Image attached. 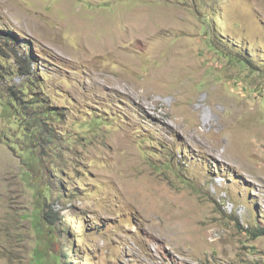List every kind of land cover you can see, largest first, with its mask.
Wrapping results in <instances>:
<instances>
[{
  "label": "rangeland",
  "instance_id": "rangeland-1",
  "mask_svg": "<svg viewBox=\"0 0 264 264\" xmlns=\"http://www.w3.org/2000/svg\"><path fill=\"white\" fill-rule=\"evenodd\" d=\"M258 229L264 0H0V264H264Z\"/></svg>",
  "mask_w": 264,
  "mask_h": 264
},
{
  "label": "trees",
  "instance_id": "trees-1",
  "mask_svg": "<svg viewBox=\"0 0 264 264\" xmlns=\"http://www.w3.org/2000/svg\"><path fill=\"white\" fill-rule=\"evenodd\" d=\"M21 67L23 69H28V68H24L25 65L21 64ZM34 205H36L35 210L33 211L32 215V221L33 223L36 225V231L37 232H44V226L45 224L48 225H54V223L56 222V219H58V217L55 218V213L54 210L52 208V205L49 203H46L44 200V196L42 195H38L37 198L34 201ZM253 236L258 237L261 235H264V230L263 229H258L255 232H252ZM41 244H44V238L41 239ZM41 255V253H39L37 255V259H40L39 262L40 264H49V263H45L42 261V258H40L39 256ZM49 255L48 252V248H47V254H45V256ZM53 261L51 262V264L54 262V264H60L57 260V256L53 254ZM47 258V257H46Z\"/></svg>",
  "mask_w": 264,
  "mask_h": 264
},
{
  "label": "bare ground",
  "instance_id": "bare-ground-1",
  "mask_svg": "<svg viewBox=\"0 0 264 264\" xmlns=\"http://www.w3.org/2000/svg\"><path fill=\"white\" fill-rule=\"evenodd\" d=\"M143 27H135V25H133L132 28H131L132 33L128 34L127 37H124V38H130V37L133 36V38H132L133 41H131L132 42V45L126 47L122 51H119L118 49L116 50L115 48H113L111 50H108L106 52V57L107 58H115V57H117L118 58V63L120 65H122V66L130 67V66L136 65V62H135V60L133 58H135L136 56H138V54L142 53V51L140 49V45L143 44V42L141 40H139L138 38L142 37L144 31L141 34H135V33H133V30L141 31L143 29ZM129 47H132V48H129ZM170 55L173 57V53H170ZM170 60H171V58H169L168 61H170ZM165 67H167V66L164 65L163 68H165ZM168 67L169 68H174L175 67V64L173 62H171L170 63V66H168ZM168 72H170V71L168 70ZM152 83H154V82L152 81ZM129 84L133 85L134 87H137L138 86V84H134L131 80H129ZM214 143H219L218 142V139ZM213 146H216L217 147L218 144L213 145ZM199 147H201V146L199 145Z\"/></svg>",
  "mask_w": 264,
  "mask_h": 264
}]
</instances>
